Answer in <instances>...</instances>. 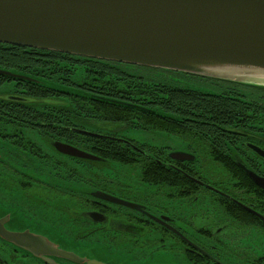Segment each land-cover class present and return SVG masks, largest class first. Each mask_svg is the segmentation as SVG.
<instances>
[{
  "label": "flooded vegetation",
  "instance_id": "1",
  "mask_svg": "<svg viewBox=\"0 0 264 264\" xmlns=\"http://www.w3.org/2000/svg\"><path fill=\"white\" fill-rule=\"evenodd\" d=\"M7 45L11 46L0 43V66L35 75L59 89L74 87L107 95L112 92L99 86L100 79L124 87H128L126 81H134L129 75L135 74L127 75V71L116 70L112 77H102L100 67L103 65L98 62L111 61L88 57H84L88 58L87 62H73L69 61L70 56L64 59L66 57L56 54L23 63L19 50L38 48L12 45L17 50L8 53L19 60L10 64L4 60ZM54 57L67 60L60 61L64 69L55 68ZM113 63L120 68L128 66ZM138 76L147 84L203 92L160 81L149 82ZM222 84L225 89L219 92L203 93L232 96L241 100L247 110L240 111L242 114L233 119L234 125L218 127L217 135L228 146L227 155L222 159L228 157L251 181L253 186L249 190L238 173L232 177L222 161L214 160L205 147L198 146L191 138L161 131L159 133L179 141V145L176 148L148 147L124 133L132 129L158 131L146 130L131 122L127 125L108 120L98 114L105 110L92 102L0 75V218L8 216L5 228L10 231L28 229L41 234L80 257H84L85 243L89 241L97 245L104 240L129 244L142 238V251L178 252L187 264H264V213L261 212L264 191L237 164L240 162L264 178V156L258 153V150L264 152V93L227 82ZM48 101H57L66 109H56ZM87 112H91L89 116ZM202 127L208 129L211 124ZM103 142L122 143L131 153L142 155L137 159L161 164L163 179L175 178L177 170L190 182L185 189H181L182 182L177 178L174 185H150L142 178L144 162H134L140 171V181L147 184L154 195L161 194L170 210L167 212L148 198L132 201L120 197L116 193L125 187L116 180L112 165L121 163L102 155ZM57 143L68 145L83 155L62 153L55 147ZM174 152L185 153L193 159H174L171 157ZM85 154L94 158L84 157ZM97 191L132 206L93 197L91 193ZM89 213H97L98 222L93 221ZM39 227L49 230H36ZM50 259L57 264H80L55 256ZM0 264L51 263L0 236Z\"/></svg>",
  "mask_w": 264,
  "mask_h": 264
},
{
  "label": "water",
  "instance_id": "2",
  "mask_svg": "<svg viewBox=\"0 0 264 264\" xmlns=\"http://www.w3.org/2000/svg\"><path fill=\"white\" fill-rule=\"evenodd\" d=\"M0 43L264 88V0H0ZM0 75L35 81L12 70L0 69ZM55 147L83 155L68 145ZM171 157L193 159L180 152ZM237 164L264 191V178ZM91 194L132 206L98 191ZM89 214L98 222L97 213ZM7 220L0 218V236L51 264L57 263L50 256L105 264L28 229L10 231Z\"/></svg>",
  "mask_w": 264,
  "mask_h": 264
},
{
  "label": "trees",
  "instance_id": "3",
  "mask_svg": "<svg viewBox=\"0 0 264 264\" xmlns=\"http://www.w3.org/2000/svg\"><path fill=\"white\" fill-rule=\"evenodd\" d=\"M13 46L11 45L6 47L7 49L5 48L6 52L4 60L10 64H12V61H16V59L19 60L18 57H12L8 53L10 50H17V48H14ZM21 53L23 56L21 58L23 63L34 60L40 61V58L46 59L45 57L57 56L56 54L66 57L64 59H67L70 56L68 59L73 62H87L88 60V58L77 57L67 53L44 51L39 49L21 48V50H19V55H21ZM64 59L62 60L54 57L52 60L55 68L57 66H61L62 63H60V61H67ZM98 64L103 65L100 67L102 72L100 75L102 77H112L116 70L117 72L125 73L123 68L118 67L113 62H98ZM61 67V69H64V65ZM0 69L12 70L21 73L15 69L2 66H0ZM127 72V75L131 74ZM21 74L35 79V81L32 82L24 81L27 84L47 88L56 92L60 91V93L72 95L74 98L81 99L82 101L92 102L96 106L99 105L98 107L103 108L105 111H98V114H101V116H104L103 118L108 120L123 122L127 125L134 123L146 130L158 132L164 131L166 133L179 134L184 137L191 138V140L198 146L205 147V150L213 157L214 160L222 161L223 166L229 174L231 173L232 177H234V173H238L244 179V186L246 189L249 190V187L253 186L251 181L235 167L234 163L228 160V157L222 159V157L227 155L228 146H226L225 140L217 135L219 128L232 126L236 123L233 119L242 114L240 111H247L246 108H244L242 101L237 98L224 96L223 94L201 93L195 90H172L163 87L162 85L143 83L138 75H129V77H131L134 81H126L128 87L117 86L114 82L107 83L108 81L100 79L101 82L99 83V86L107 87V89L111 90L112 93L107 95H98L88 92V90H80L74 87H61V89H59L58 86L51 85L35 75L23 72ZM124 80L126 79H120V81ZM224 82L264 93V88L257 86L244 85L229 81ZM132 86H135L133 91L131 90ZM48 104L50 106L52 105V107L56 109L61 108L57 101H48ZM154 106L157 108H154ZM61 109L64 110L66 108ZM90 113L91 112H87L86 116H89ZM206 124H211V127H208V129L202 127V125ZM221 130L222 129H220V131ZM225 131L228 132V129ZM101 148L102 155L104 157L112 159L123 165H134V162H144L145 165L141 167L143 175L142 178H144V180L150 185H174L178 182L175 180L177 178L182 182L180 186L181 189H185L186 185L190 182L186 177L180 175V171L177 170L175 178L166 177L163 179L161 172L164 167H162L161 164L154 163L147 158V160L137 159L142 155L131 153L129 147L122 143L112 142L106 144V142H103ZM239 185L242 186L243 181L242 184L239 183ZM182 193L184 194V192ZM261 212L264 213V205L261 207Z\"/></svg>",
  "mask_w": 264,
  "mask_h": 264
},
{
  "label": "rangeland",
  "instance_id": "4",
  "mask_svg": "<svg viewBox=\"0 0 264 264\" xmlns=\"http://www.w3.org/2000/svg\"><path fill=\"white\" fill-rule=\"evenodd\" d=\"M125 71L135 75H141L146 81L165 82L185 88L201 90L203 92H219L225 89L224 81L220 79L201 76L197 74L187 73L183 71H174L168 69L146 67L139 65L123 66ZM219 81V82H218ZM125 136L148 147L171 146L176 148L179 141L166 136L164 133H154L142 130H128ZM108 165V164H103ZM114 174L117 175L116 180L125 187L118 190L117 195L128 200L142 201L148 198L150 201L161 205L162 209L170 210L168 201L163 203L161 194L154 195L147 184L141 182V175L137 165H121L113 164ZM129 188V189H128ZM166 206V208L164 207ZM183 210L185 207L181 206ZM49 230L45 227H39L36 230ZM142 238L137 243L114 244L104 240L102 244L92 241L85 243L84 256L91 259H97L105 264H187L185 258L178 252H170L168 250L151 251L143 249Z\"/></svg>",
  "mask_w": 264,
  "mask_h": 264
}]
</instances>
